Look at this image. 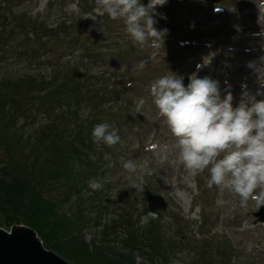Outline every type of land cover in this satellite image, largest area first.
Here are the masks:
<instances>
[{"label":"rangeland","instance_id":"obj_1","mask_svg":"<svg viewBox=\"0 0 264 264\" xmlns=\"http://www.w3.org/2000/svg\"><path fill=\"white\" fill-rule=\"evenodd\" d=\"M141 2L147 5L148 0ZM96 6L95 0L0 2V33L8 31L14 39L12 49L5 47L10 54L0 57V77L9 74L16 80L35 77L48 81L51 76H65L71 81L67 84L73 85V80L76 85L88 88L109 83L111 91L99 99L103 105L101 108H96L99 101L74 104L80 119H86L94 108L101 117H107L105 121L113 124L120 136V142L114 146L101 143L95 146L92 158L98 161L100 168L96 165L90 182L93 179L103 182L99 189L103 205L93 216V221L77 222L80 235L86 244L96 245L104 240V225L109 221L119 222L115 232L111 235L108 232L105 236L115 240L110 244L120 253H130L135 264H150L146 256L125 247V226L122 224L125 214L135 223L146 205L158 202L156 208L163 215L164 237L168 239L167 244L175 245L177 258L182 264L222 261L216 253L218 245L220 253L226 254L224 264H264V221L256 216L263 205L249 200L246 206H241L234 192L216 186L209 188L208 170L195 177L189 175L178 159L176 138L159 115L150 93L155 80L171 72L183 76L184 84L189 83L192 74L198 78L210 76L219 81L222 98L231 92L234 107L245 91L257 100L264 99V95H257L258 92L264 93V0H168L166 5L156 9L166 18L154 16L157 29L168 30L162 46L158 42L154 46L150 40L143 47L134 44L123 20L114 21L107 14L101 15ZM217 7L221 11L216 12ZM30 20L33 23L28 26ZM63 24L70 26L67 36L55 35ZM25 26L35 32L27 34ZM46 27L50 32L42 40L38 39L45 34ZM19 30L23 32L18 38L16 33ZM60 41L68 46L62 55L61 49L54 46ZM49 45H53L52 48H48ZM93 49L99 58L90 61L83 51L89 53ZM26 50L34 57L27 59ZM204 60H210V63L197 71V65L203 64ZM63 62L68 63L60 67ZM250 64L255 67H249ZM241 67L252 68V71H237ZM141 97L146 99V104L141 112L136 113V104ZM3 115L0 114V135L16 132L20 143L15 145L16 148L8 149L12 141L2 136L0 155H15L16 161L23 166L20 153H25L26 146L44 147L37 133L46 116L41 113L38 119L33 117L32 121L15 125L8 122L10 112L4 119ZM67 122H64L65 128L73 132L74 126L69 127ZM102 149L104 152L100 154ZM35 156L31 159L34 160ZM162 157H166L163 163ZM128 160L148 165L149 173L142 176L143 193L128 188V173L123 168ZM11 162L14 161L11 159ZM89 189L90 192L85 191L86 200L95 193ZM51 190L55 192V188ZM227 195L229 199L225 198ZM63 209L67 213H77L73 200L68 201ZM98 216L102 217L99 222ZM5 218V213H0V228L9 230L10 224H5ZM220 242L230 247V254ZM142 243L146 244V241ZM202 255L207 258L201 260ZM167 261L169 263L156 258L153 262L172 264L170 259Z\"/></svg>","mask_w":264,"mask_h":264},{"label":"trees","instance_id":"obj_2","mask_svg":"<svg viewBox=\"0 0 264 264\" xmlns=\"http://www.w3.org/2000/svg\"><path fill=\"white\" fill-rule=\"evenodd\" d=\"M31 23L33 21L30 20L27 25L31 26ZM69 27V25H61L55 35H66V32L70 30ZM26 28L24 31H27V34L31 31L35 32V30L29 31V28ZM47 31L46 27L45 34L38 36V39L42 40L43 36L48 35L50 31ZM21 32L23 31L19 30L16 33L18 38ZM11 35L8 31H1L0 57L10 54L5 47L12 49L14 39ZM48 39L52 40L50 36ZM63 41L54 43V46L61 49V55L65 54V50L68 48L66 44L62 43ZM52 46L49 45L48 48H52ZM44 47H47V44ZM24 53L27 59L34 57L30 51L26 50ZM83 54H86L90 61L99 58V55L94 53V49L89 53L83 51ZM67 63L63 62L60 67ZM68 82L71 81L67 80L65 76H51L48 81H40L35 77L28 79L20 77L16 80L12 79L9 74L0 77V114H4L2 119L10 112L11 117H8V122L18 125L19 122L23 124L32 121L33 117L38 119V115L41 113L46 116L45 123L40 126L42 128L37 133L44 147L35 148V145L32 144L25 145V153L23 151L20 153L23 166L16 161L15 155H11V157L8 154L0 155V213H5L4 222L10 224L9 227L21 223L32 227L47 248L56 251L75 264H135L130 253H120L110 244L115 240L106 238L108 232H111V235L115 232L114 229L120 226L119 222L109 221L106 223L104 225V240H100L96 245L86 244L80 235L81 231L77 222L83 224L86 221H93V216L103 205L102 199L99 198V190L92 193V196L87 200L84 196L86 190L90 192L88 185L96 165L100 168L98 161L92 158L97 145L93 140L92 130L94 125L105 122L107 117H101L98 114L100 112L97 113L93 108V112L87 115L86 119H80L78 108H75L74 104H76L75 102L80 104V101L87 104L91 101H99L100 97L109 90V83H103L97 88L94 85L88 88L76 85L73 80V85L67 84ZM89 99L90 101L87 102ZM99 102L96 106L97 109L103 106L101 101ZM64 122H67L71 128L74 126V131L67 130ZM4 135V138H8L10 142H15V144L12 142L8 144V149H14L15 145L20 143L16 132H3L0 135V141H4L2 137ZM71 136L74 137L70 138ZM39 138L37 139L38 143ZM101 144L104 143L101 142ZM103 152V149L99 151L100 154ZM33 155H36L34 160L31 159ZM11 159L15 163L11 162ZM50 188H55V192H52ZM70 200L76 204L77 213L75 214L67 213L63 209ZM151 204L144 207L135 223L129 220L130 218L125 214L122 224L125 226L123 229L125 247H130L131 250L146 256V260H150V264H155L153 261L156 258L163 259L164 263H169L167 260L170 259V261L176 260L182 264V261L177 258L178 250L175 245L167 244L168 239L164 237L163 215L160 209L156 208L158 202ZM148 211L158 212L159 218L150 220L145 226L137 225L140 217ZM97 218V222H99L102 217L98 216ZM206 219L207 217L204 215V223H206ZM143 240L146 241V244L142 243ZM223 244L230 254V247L226 243ZM219 247L218 245L216 253L222 261L214 260L213 264H224L226 254L220 253ZM200 257H202L201 260L207 258L206 255Z\"/></svg>","mask_w":264,"mask_h":264},{"label":"clouds","instance_id":"obj_3","mask_svg":"<svg viewBox=\"0 0 264 264\" xmlns=\"http://www.w3.org/2000/svg\"><path fill=\"white\" fill-rule=\"evenodd\" d=\"M167 2L148 0L145 5L141 0H95L97 11L111 20H123L127 34L141 47L150 40L154 46L157 42L162 46L168 30H158L154 16L166 18L156 9ZM209 63L210 60H204L197 65V71ZM183 81V76L170 72L155 80L150 89L159 115L176 138L180 163L193 177L208 170L207 186L234 192L241 206H246L249 200L264 205V99L257 100L245 91L234 107L231 92L222 98L219 81L210 76L198 78L192 74L187 86ZM145 104L146 99L141 97L136 113ZM92 137L94 142L110 147L120 142L118 129L107 121L94 125ZM164 160L166 157H162L161 163ZM123 168L128 173V188L143 193L142 176L149 173L148 165L128 160ZM88 186L96 191L103 187V182L93 179ZM158 218V212L148 211L140 217L139 225L145 226ZM172 264L179 262L173 260Z\"/></svg>","mask_w":264,"mask_h":264},{"label":"water","instance_id":"obj_4","mask_svg":"<svg viewBox=\"0 0 264 264\" xmlns=\"http://www.w3.org/2000/svg\"><path fill=\"white\" fill-rule=\"evenodd\" d=\"M218 2L220 0H210ZM187 86V81L185 83ZM264 205L256 213L264 221ZM0 264H73L56 251L47 248L30 226L15 224L9 230L0 228Z\"/></svg>","mask_w":264,"mask_h":264},{"label":"bare ground","instance_id":"obj_5","mask_svg":"<svg viewBox=\"0 0 264 264\" xmlns=\"http://www.w3.org/2000/svg\"><path fill=\"white\" fill-rule=\"evenodd\" d=\"M243 71V72H250V71H252V68H249V67H241V68H239L237 71ZM213 72H211V74H212ZM263 78H264V75L262 76ZM235 88H237V89H239L241 92L243 91L242 89H240L239 87H237V86H234ZM250 87V86H249ZM251 88V87H250ZM225 198L226 199H229V196L227 195V196H225ZM249 204H251V203H249ZM253 204V203H252ZM249 220H251V218H248Z\"/></svg>","mask_w":264,"mask_h":264}]
</instances>
